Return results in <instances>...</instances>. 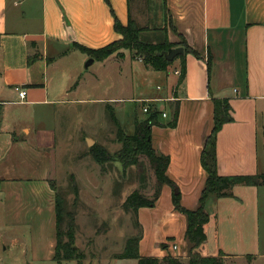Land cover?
<instances>
[{
  "label": "crops",
  "instance_id": "obj_1",
  "mask_svg": "<svg viewBox=\"0 0 264 264\" xmlns=\"http://www.w3.org/2000/svg\"><path fill=\"white\" fill-rule=\"evenodd\" d=\"M130 16L147 29L145 38L149 36L154 43L164 39L175 45L186 42L200 56H186V76L180 84L176 73L181 72V60L176 59L177 79L172 95L159 98L148 93L133 99L136 103H150L161 114L167 113L152 129V144L157 154L170 159L167 177L176 185L181 205L188 210L199 206L207 180L201 153L214 126L215 100H226L231 108L230 120L226 119L217 135L219 174L264 173V0H0V126L10 107H52L64 102V97L76 94L79 86L68 87L72 77L49 78V70L52 68L50 72L54 74L53 70L76 53L82 54L84 61L92 59L76 46L99 50L121 39L115 23L126 26ZM126 58L125 53L123 58L113 55L92 65L100 63L106 69L111 62ZM145 68L150 74L152 69ZM101 79L97 76V80ZM17 88L27 91L24 102L19 101ZM160 102L171 103L173 113L159 110ZM176 107L178 121L171 126ZM22 131L26 138L0 127V208L6 212L9 227L28 229L31 235L35 229L32 211L39 216L44 211L38 201H25V188L35 199L46 197L47 211L55 216L56 239H41L37 244L38 239L31 242L13 238L2 240L1 244L12 256L9 258L20 251L18 264H47L55 262L56 192L47 173L44 177L25 178L22 166L27 161L23 162L22 144L30 142L26 140L32 133L27 127ZM39 133L36 132V144H30L32 149L35 146V154L43 156L39 151L48 144ZM49 134V146H53L55 137L52 132ZM24 181L28 187L19 190ZM247 188L235 187L232 198L210 196L207 200V242L212 237L224 254L227 246L246 243L249 237L254 246L259 242L256 233L250 232L256 228L255 215L259 216V191ZM174 194L173 188L164 185L155 207L139 210L141 256L178 257L185 254L181 253L182 247L188 252V221L175 209ZM239 220L243 228L248 227L241 241L237 239L236 226L232 229L225 224H238ZM171 243L178 246L177 251H173ZM43 244L41 256L38 247Z\"/></svg>",
  "mask_w": 264,
  "mask_h": 264
},
{
  "label": "rangeland",
  "instance_id": "obj_2",
  "mask_svg": "<svg viewBox=\"0 0 264 264\" xmlns=\"http://www.w3.org/2000/svg\"><path fill=\"white\" fill-rule=\"evenodd\" d=\"M124 53L127 55L126 60L113 61L106 69L96 63L88 70L86 65L90 59L84 61V56L76 53L53 70L54 74H51V68L48 75L49 78L52 75L72 77L68 87L71 89L79 86L76 94L64 97V102L52 107L16 106L4 111L6 115L0 126L4 131H14L15 136L26 138L23 128L31 129L32 134L26 140L30 142L22 144L23 162L27 161L22 166L26 170L25 178L44 177L47 173L67 209L75 213V245L83 258L63 264H138L133 259L118 258L124 252L128 240L141 234L135 215L133 212H125L123 204L135 191L147 199H154L158 188L155 174L145 157L141 158L140 166L124 169L121 163L115 161L100 166L89 155V151L96 145H102L114 156L121 145L117 142V125L113 122L108 107L112 108L126 133L133 135L136 121L147 117L143 112V103H136L133 99L143 98L148 93L159 98L172 95L173 83L177 79L174 74L177 66L175 60L167 71L158 73L152 70L147 74L144 63L133 59L130 51ZM97 76H102L103 79L99 81ZM157 106L159 110L173 113L169 102H160ZM162 115L160 121H163ZM39 131L44 143L48 144L39 151L43 156L35 154V146L32 149L30 144H36V132ZM49 132L55 137L53 146H49ZM88 140H92L94 145L89 147ZM23 183L25 186L19 187V190L28 187L27 182ZM252 188L259 191V216L255 215L256 228L250 229V232L256 233L259 242L254 246L253 242L249 243V237L246 243L227 246L225 264H264V187ZM75 189L79 192L76 206ZM25 192V201H30L31 204L38 201L44 214L39 216L32 211L35 229L30 235L28 229L9 227L6 212L3 207L0 208V264H18V256L21 254L18 251L13 258H9L12 256L4 251L2 240L18 238L33 242L38 239L36 243L39 244L41 239H56L55 216L47 211L46 197L35 199L29 195L28 188H25ZM235 222L227 221L225 224L232 229L236 226L237 239L240 240L248 227L243 228L240 220L238 224ZM211 238L200 250L204 257H217L222 252ZM172 245L171 243L170 247ZM43 248L44 244L38 247L41 256L44 255ZM182 249L181 253L185 254L177 252L176 258L187 261L189 250L187 252L185 247ZM30 259L29 257L28 260ZM47 264L57 263L49 261Z\"/></svg>",
  "mask_w": 264,
  "mask_h": 264
},
{
  "label": "trees",
  "instance_id": "obj_3",
  "mask_svg": "<svg viewBox=\"0 0 264 264\" xmlns=\"http://www.w3.org/2000/svg\"><path fill=\"white\" fill-rule=\"evenodd\" d=\"M115 30L122 38L99 50H89L81 46H76V48L89 54L92 59L99 62H103L113 55H116L118 58H123L124 51H130L133 59L142 60L146 67L154 71L164 72L168 70L173 62L168 61L163 56V53L177 48V46L183 47L185 54L177 58L181 60L179 84L184 81L186 76V56L192 54L196 58H200L199 54L186 42L175 45L169 43L166 39L157 43L146 39L143 34L147 29L141 27L131 16L126 26L116 21ZM207 65L210 70L212 65L211 54L208 55ZM214 104V126L211 133L205 139L201 153V165L207 173V180L201 194L199 206L195 210L185 209L181 205L179 193L173 195L175 209L185 215L188 221L185 233V239L189 245V257L187 261H182L170 254L162 259L143 257L139 249L142 239V228L138 218L139 210L141 208L155 207L164 185H168L174 190H177L176 185L167 177V169L170 163L169 157L157 154L152 144V129L154 126L159 125L158 120L161 112L152 106L144 120L136 121L135 133L128 135L117 120L112 108L108 107L111 118L117 125V142L121 145V149L113 156L102 145H96L90 149L89 155L100 166L115 161L121 163L124 169L140 166L141 158L145 157L150 163L158 185L154 199H147L138 191H135L123 204L125 212H133L135 215L137 226L141 229V234L128 240L124 252L118 256L119 259H133L138 264H225L226 254L223 252L217 257H204L200 251L207 242L205 228L210 221V216L206 210L207 200L210 196L232 198V190L237 186L264 187V173L247 176H221L219 174L216 145L217 135L225 124L226 119L230 120L229 113L231 108L229 102L226 100H215ZM178 117L179 107H176L171 126L177 124ZM51 186L56 192L57 246L54 261L57 264H63L66 261L81 260L83 255L75 245L77 234L75 213L67 209L63 198L57 193L54 183H51ZM75 195L74 206L79 201V192L77 189H75ZM168 247V245L164 246L165 249H168Z\"/></svg>",
  "mask_w": 264,
  "mask_h": 264
},
{
  "label": "water",
  "instance_id": "obj_4",
  "mask_svg": "<svg viewBox=\"0 0 264 264\" xmlns=\"http://www.w3.org/2000/svg\"><path fill=\"white\" fill-rule=\"evenodd\" d=\"M185 54V49L183 47H177L174 49H170L168 52H164L163 56L170 62H174L179 56ZM94 59H90L86 65V70L89 69V67L94 63ZM89 147L94 145V142L92 140H88ZM177 190H175V194H177Z\"/></svg>",
  "mask_w": 264,
  "mask_h": 264
},
{
  "label": "built area",
  "instance_id": "obj_5",
  "mask_svg": "<svg viewBox=\"0 0 264 264\" xmlns=\"http://www.w3.org/2000/svg\"><path fill=\"white\" fill-rule=\"evenodd\" d=\"M176 74L180 76L181 72L178 71ZM16 92L18 94L19 101L20 102H24L26 100V98H27V91L25 89H22V88H17ZM142 103H143V112L145 114H147L149 112V110L151 109L152 105L150 103H147V102H142ZM163 117L166 118L167 115L164 113ZM172 249L174 251H177L178 250V246L176 244H173L172 245Z\"/></svg>",
  "mask_w": 264,
  "mask_h": 264
}]
</instances>
